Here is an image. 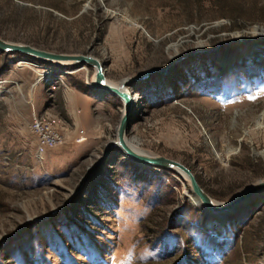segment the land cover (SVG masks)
<instances>
[{"label":"rangeland","instance_id":"rangeland-1","mask_svg":"<svg viewBox=\"0 0 264 264\" xmlns=\"http://www.w3.org/2000/svg\"><path fill=\"white\" fill-rule=\"evenodd\" d=\"M261 33L264 0H0L4 41L133 80L127 139L219 204L264 181V58H247ZM93 75L0 53V264H264V192L215 219L180 175L108 150L123 104Z\"/></svg>","mask_w":264,"mask_h":264},{"label":"water","instance_id":"water-1","mask_svg":"<svg viewBox=\"0 0 264 264\" xmlns=\"http://www.w3.org/2000/svg\"><path fill=\"white\" fill-rule=\"evenodd\" d=\"M86 8L87 6H84L81 12H83ZM0 53L21 54L23 56H28L37 62H44L54 66H57L58 62H66L68 64L65 66H76L83 64L92 67L94 69V81L89 85V87H91L96 92L116 97L123 104V115L117 128L116 140L109 145L108 150H119L123 157L134 165L165 169L175 172L176 174L181 172L188 178L189 185L191 187L190 192L196 198L199 205L197 208L201 211H207L214 214L217 216L214 217L215 219L220 216L227 217L232 213L237 212L241 207L245 206L246 203L250 202L253 197L264 192V181H260L257 184L246 188L244 191L237 193L224 203H215L199 185L195 175L181 163L159 156L142 155L133 151V149L129 146L127 142L128 139L126 137V133L131 125L136 106L134 92L128 89V86L133 82V80H123L116 86L108 84L105 63L98 58L92 55L84 54L72 55L51 53L31 47L29 45L10 43L4 41L1 38ZM169 68L170 67L164 70H148L139 79H146L150 74L153 73H165Z\"/></svg>","mask_w":264,"mask_h":264},{"label":"built area","instance_id":"built-area-1","mask_svg":"<svg viewBox=\"0 0 264 264\" xmlns=\"http://www.w3.org/2000/svg\"><path fill=\"white\" fill-rule=\"evenodd\" d=\"M262 47L264 48V45H254L253 46V48L251 50L256 49L255 53H257V54L253 53L252 55H247L249 62L251 61L253 63H257L261 59L264 58V51L261 50ZM256 51H259V52L262 51V53H259ZM256 55H258L260 58L257 59L258 56H256ZM42 72H45V71H42ZM38 79H40V78H38ZM33 132H35L37 134L39 141L44 146H52V145L56 144V141L58 140V134L55 131H53L49 125H46V124L43 125L42 123L38 122L36 119H35L34 126H33ZM42 145L39 146V154L40 155H42L45 151L44 150L45 147Z\"/></svg>","mask_w":264,"mask_h":264},{"label":"bare ground","instance_id":"bare-ground-1","mask_svg":"<svg viewBox=\"0 0 264 264\" xmlns=\"http://www.w3.org/2000/svg\"><path fill=\"white\" fill-rule=\"evenodd\" d=\"M263 33H261V35H262ZM264 35V34H263ZM68 63H66V62H58L57 63V65L58 66H62V65H67ZM107 83L108 84H110V85H112V86H116V85H118V84H114L113 82H111V81H109V80H107ZM127 142H128V144H129V146L133 149V151H135L136 153H139L138 152V150H136L137 148L135 147L136 145V143L135 142H133V141H130V140H127ZM140 154V153H139ZM142 155H148V154H142ZM148 156H152V155H148ZM178 175H180L183 179H185L188 183H189V181H188V178L185 176V175H183L181 172H179V174ZM195 200H196V198H195ZM198 202H197V200H196V204H197ZM198 205V204H197Z\"/></svg>","mask_w":264,"mask_h":264}]
</instances>
